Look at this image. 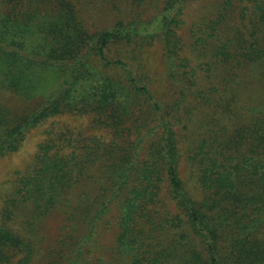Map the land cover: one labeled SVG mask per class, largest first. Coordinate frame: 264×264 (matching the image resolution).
Segmentation results:
<instances>
[{"label": "trees", "instance_id": "1", "mask_svg": "<svg viewBox=\"0 0 264 264\" xmlns=\"http://www.w3.org/2000/svg\"><path fill=\"white\" fill-rule=\"evenodd\" d=\"M237 1V24H223L219 34L214 27L213 39H202L213 47L207 66L217 70L214 83L182 55L179 29L189 0H164L152 16L120 18L94 31L83 0H0V161L52 118L89 117L91 130L108 134L49 133L34 163L17 173L1 210L0 264H32L36 257L34 241L16 226L27 207L34 220L25 230L58 210L67 232L59 257L39 264H85L98 223L115 208L117 248L130 264H264V107L244 113L227 76L246 71L264 78V0ZM231 8L225 0L221 9ZM156 41L178 88L174 105L107 54L111 45L142 49ZM68 63L70 74L54 90L34 82L40 69L69 70ZM9 92L25 103L12 108L3 100ZM183 103L188 112L176 114ZM197 109L204 113L199 121L190 115ZM184 118L203 130L198 140L187 139L196 194L180 170L183 138L192 136L178 129ZM164 181L176 214L156 208Z\"/></svg>", "mask_w": 264, "mask_h": 264}, {"label": "rangeland", "instance_id": "2", "mask_svg": "<svg viewBox=\"0 0 264 264\" xmlns=\"http://www.w3.org/2000/svg\"><path fill=\"white\" fill-rule=\"evenodd\" d=\"M225 0H189L187 7L182 16L183 23L179 29V35L182 39L183 50L182 55L187 57L190 65L198 70L202 78H207L214 83L219 81L216 69L208 70L207 63L212 62V45H207L202 39L212 40L214 27L217 29L216 34L222 31L223 24L231 26L237 24L239 18L238 13H234L237 0H232L231 11L224 12L223 3ZM229 1V0H227ZM164 0H144L140 4H134L132 0H83L82 14L86 19V24L91 31L103 27L113 25L118 19H129L132 16L138 15L141 18H146L158 13ZM221 10V11H220ZM224 14V15H223ZM226 14V15H225ZM219 18H224L221 25L214 24ZM212 25V26H211ZM214 31V32H213ZM110 59H118L119 57L126 61L137 72L144 83H148L157 96L168 103L174 105L179 96L177 85L168 78L167 66L163 57V49L161 44L156 41L152 46L138 49L120 45H111L107 50ZM101 71L105 74H112V69H109L99 64ZM69 67L65 70L58 69H40L38 74L33 75L34 82L42 81L44 86L42 90L50 92L54 90L63 80V75L70 74V63L65 65ZM190 70V67H189ZM67 72V73H66ZM231 80L232 91L236 97L237 103L240 102L243 106L241 109L244 113L250 110H258L264 107V78L257 75H249L248 72L239 71L234 78L227 75ZM43 92H40L36 99H40ZM3 100L12 108H20L25 101L14 93H5ZM29 103L32 101H28ZM182 109L175 107L173 111L176 114H186L190 108L187 103L181 105ZM199 109V108H198ZM193 111L190 115H194V120H202L204 113L200 110ZM187 118L180 122L178 129L182 133H189L190 138L184 137L183 153L184 158L181 164V175L185 180L187 187L194 194L198 193L197 183L192 179L190 167L187 164V153L190 141L200 138V132L203 131L200 122L198 124L189 123ZM202 122V121H201ZM89 117L65 115L48 120L36 128L31 129L20 148L11 152L0 161V216L3 205L9 196L13 193L14 182L18 172H23L34 163L38 154L40 145L49 136L50 132H59L62 130L81 129L85 134L91 136H100L108 138V134L103 131L91 130L89 127ZM189 125V129L183 128L184 124ZM211 125V124H210ZM188 139V140H187ZM167 182L163 183L161 192V201L156 208L162 213L169 211L176 214L178 210L175 208L174 202L170 199L166 192ZM19 214L16 220V226L20 231L30 237L36 246V257L32 264H39V261L46 260L47 257L54 259L59 257L58 251H61L62 241L66 237V229L64 228L63 218L58 210L52 211L36 222L33 232L25 230L23 227H29L34 220L31 217L30 209L27 207ZM119 211L115 208L110 215L104 218L97 225V233L95 244L91 252L84 256L85 264H130L131 256L120 253L117 248V235L119 232L118 225ZM34 229V224H33ZM46 264V261H45Z\"/></svg>", "mask_w": 264, "mask_h": 264}]
</instances>
